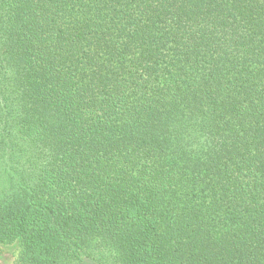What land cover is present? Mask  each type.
Here are the masks:
<instances>
[{"label":"trees","instance_id":"obj_1","mask_svg":"<svg viewBox=\"0 0 264 264\" xmlns=\"http://www.w3.org/2000/svg\"><path fill=\"white\" fill-rule=\"evenodd\" d=\"M19 264H264V0H0V245Z\"/></svg>","mask_w":264,"mask_h":264},{"label":"rangeland","instance_id":"obj_2","mask_svg":"<svg viewBox=\"0 0 264 264\" xmlns=\"http://www.w3.org/2000/svg\"><path fill=\"white\" fill-rule=\"evenodd\" d=\"M20 249L17 243L0 245V264H19Z\"/></svg>","mask_w":264,"mask_h":264}]
</instances>
